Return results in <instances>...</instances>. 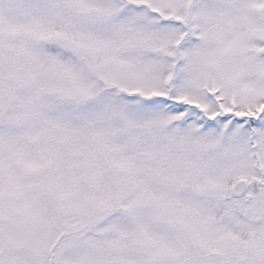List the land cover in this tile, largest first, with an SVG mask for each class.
Listing matches in <instances>:
<instances>
[{"label": "snow or ice", "instance_id": "obj_1", "mask_svg": "<svg viewBox=\"0 0 264 264\" xmlns=\"http://www.w3.org/2000/svg\"><path fill=\"white\" fill-rule=\"evenodd\" d=\"M0 264H264V0H0Z\"/></svg>", "mask_w": 264, "mask_h": 264}]
</instances>
